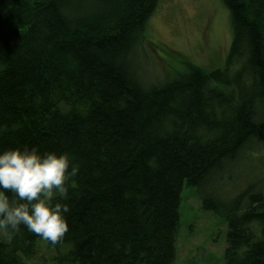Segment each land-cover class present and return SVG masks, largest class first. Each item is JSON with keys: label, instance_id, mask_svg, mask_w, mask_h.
I'll list each match as a JSON object with an SVG mask.
<instances>
[{"label": "trees", "instance_id": "16d2710c", "mask_svg": "<svg viewBox=\"0 0 264 264\" xmlns=\"http://www.w3.org/2000/svg\"><path fill=\"white\" fill-rule=\"evenodd\" d=\"M158 2L0 0V151L35 146L80 165L63 238L4 230L0 264L39 261L41 242L64 250L59 264H174L184 187L226 217L225 264H264V192L226 204L204 192L264 145V0H223L222 67L185 58L187 73L145 88L132 57Z\"/></svg>", "mask_w": 264, "mask_h": 264}, {"label": "rangeland", "instance_id": "374dc122", "mask_svg": "<svg viewBox=\"0 0 264 264\" xmlns=\"http://www.w3.org/2000/svg\"><path fill=\"white\" fill-rule=\"evenodd\" d=\"M145 37L132 57L145 88L163 85L177 72L187 73L185 58L203 68H220L232 41L229 10L223 0H159ZM206 186V195L215 194V200L223 204L249 187L264 192L263 143L255 142L243 151ZM201 197L195 189L184 187L174 264H225L226 217L203 210ZM6 238L4 230H0V240ZM39 247V261L30 264H59L54 258L64 250L55 252L44 242Z\"/></svg>", "mask_w": 264, "mask_h": 264}, {"label": "clouds", "instance_id": "9594fccd", "mask_svg": "<svg viewBox=\"0 0 264 264\" xmlns=\"http://www.w3.org/2000/svg\"><path fill=\"white\" fill-rule=\"evenodd\" d=\"M6 129L0 126V134ZM80 165L69 153L35 146L0 151V230L29 232L52 242L68 231L66 201ZM12 193L11 199L6 194Z\"/></svg>", "mask_w": 264, "mask_h": 264}]
</instances>
